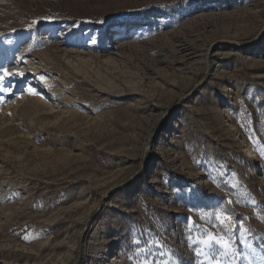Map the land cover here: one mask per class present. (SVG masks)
<instances>
[{"label": "rangeland", "instance_id": "obj_1", "mask_svg": "<svg viewBox=\"0 0 264 264\" xmlns=\"http://www.w3.org/2000/svg\"><path fill=\"white\" fill-rule=\"evenodd\" d=\"M5 70L0 264H264V0H0Z\"/></svg>", "mask_w": 264, "mask_h": 264}, {"label": "snow or ice", "instance_id": "obj_2", "mask_svg": "<svg viewBox=\"0 0 264 264\" xmlns=\"http://www.w3.org/2000/svg\"><path fill=\"white\" fill-rule=\"evenodd\" d=\"M44 19L51 21L52 17H45ZM38 21L33 20L31 24L29 25V28L36 25ZM94 42V41H93ZM17 73H8L6 70L4 71L3 75H0V91L8 90L4 85L3 82L5 80V77L15 75ZM18 75L23 76V73H18ZM43 79V78H41ZM29 94L35 95L36 93L34 90L29 87L28 88ZM231 203V201H229ZM216 220L218 221L219 225L227 232L231 231L233 228H237L241 233L245 234V238L247 234L250 233V229L245 228L243 224V219L241 218L237 219L234 217H231L230 215L222 212L221 210L217 209L214 213ZM189 225L191 226L192 222L191 220L188 221ZM190 230V228H189ZM203 244L205 246V249H202L200 252L197 253V255H206L211 262V264H221V260L217 259V256H220L221 254L223 256H230L232 257V264H235V257L236 253L234 251V242L230 237L225 236H217L213 235L212 233H209L207 235V238L203 241ZM262 245H264V240H262ZM264 258V257H262ZM146 259V258H145ZM151 264V262H149ZM199 264H205L204 261H200Z\"/></svg>", "mask_w": 264, "mask_h": 264}, {"label": "bare ground", "instance_id": "obj_3", "mask_svg": "<svg viewBox=\"0 0 264 264\" xmlns=\"http://www.w3.org/2000/svg\"><path fill=\"white\" fill-rule=\"evenodd\" d=\"M254 167L256 168L257 166L254 165Z\"/></svg>", "mask_w": 264, "mask_h": 264}]
</instances>
